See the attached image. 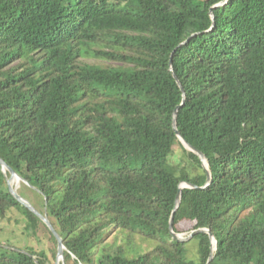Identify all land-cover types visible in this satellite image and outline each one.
Wrapping results in <instances>:
<instances>
[{
    "label": "trees",
    "instance_id": "1",
    "mask_svg": "<svg viewBox=\"0 0 264 264\" xmlns=\"http://www.w3.org/2000/svg\"><path fill=\"white\" fill-rule=\"evenodd\" d=\"M224 1L0 0V157L39 190L19 194L66 264L208 263V234L192 256L170 232L180 184L207 178L174 131L181 105L177 129L212 181L182 190L174 232L211 230V264H264V0ZM176 145L188 166L171 164ZM8 177L0 217L19 214L55 260ZM0 264L51 258L0 246Z\"/></svg>",
    "mask_w": 264,
    "mask_h": 264
},
{
    "label": "water",
    "instance_id": "2",
    "mask_svg": "<svg viewBox=\"0 0 264 264\" xmlns=\"http://www.w3.org/2000/svg\"><path fill=\"white\" fill-rule=\"evenodd\" d=\"M227 0H225L224 2L219 3L218 5H216L215 7H219L223 4L226 3ZM213 18V15H212ZM186 42L182 43L181 45H184ZM170 64L172 65V60L170 62ZM171 70H172V66H171ZM182 93H183V103L185 101V93L184 90L180 84V82L177 80L176 76H174ZM182 106V105H181ZM180 106V107H181ZM178 107L175 112H174V123H173V127H174V131L176 132L181 144L183 145V147L188 151V152H192L194 154H196L201 163H202V167L206 173V183L204 186L202 187H198L192 183H188V182H182L179 186V194L176 198V203H175V208L173 211V215L170 221V232L173 236L174 239L178 240L179 242H187L189 240H191L195 235L200 234V233H205L208 234L212 243V254L209 258V261L207 264H211V261L213 260L214 254L213 252H215L216 248H217V241L215 236L213 235V233L211 232V230L209 229H199V230H195L192 231L187 237H184L183 234H179L174 232L173 229V220H174V216L175 213L177 212L179 206H180V202H181V192L183 189H207L212 181V174L209 168V163L205 157V155L199 151L198 149H196L195 147H193L192 145H190L188 142H186L180 132L177 129V124H176V119H177V113L179 108ZM0 168L3 172V174L6 176L7 173H9V177L7 179V184H8V188H9V192L11 193V195L17 200L18 203H20L21 205H23L24 207L28 208L32 213H34L40 220H42V222H44V224L49 228V230L52 232V234L54 235V237L57 240V256H56V262L55 264H66L65 262V251L67 250V248L64 245L63 239L62 237L58 234V232L56 231V229L54 228V226L52 225V223L50 222V219L48 218L47 214H42L41 212H39L27 199H25L24 197H22L19 193H18V188L20 186L21 183H24L28 186H30L31 188H33L34 190H36L37 192H39V190H37L36 188H34L33 186H31L23 177H21L12 167H10L1 157H0ZM13 181H15V184H13ZM73 258H75L73 256ZM35 260L36 257H34ZM38 263V261H36Z\"/></svg>",
    "mask_w": 264,
    "mask_h": 264
},
{
    "label": "rangeland",
    "instance_id": "3",
    "mask_svg": "<svg viewBox=\"0 0 264 264\" xmlns=\"http://www.w3.org/2000/svg\"><path fill=\"white\" fill-rule=\"evenodd\" d=\"M170 162L172 165L179 167L188 166V158L186 156V153L181 149L179 145H176L174 147V153L170 158ZM22 184L24 183L20 184L18 188V193L23 187ZM24 198L27 199L36 208L35 204H37V202L35 198H32V194L27 193L26 197ZM19 219H21V216L13 211L8 214V216H6L5 218L0 217V246L12 251H25V248L27 247H33L38 251L45 250L48 256L51 258V264H55L56 259L53 260L52 253L50 251V247L52 248V244L44 239H42V241L40 242L37 239L26 237L24 235V223H19ZM190 233L191 232L180 234H183L184 237H187ZM196 245V240L191 241L187 245V248H191L190 255L192 256H195Z\"/></svg>",
    "mask_w": 264,
    "mask_h": 264
},
{
    "label": "bare ground",
    "instance_id": "4",
    "mask_svg": "<svg viewBox=\"0 0 264 264\" xmlns=\"http://www.w3.org/2000/svg\"><path fill=\"white\" fill-rule=\"evenodd\" d=\"M13 184H15V181H13Z\"/></svg>",
    "mask_w": 264,
    "mask_h": 264
}]
</instances>
